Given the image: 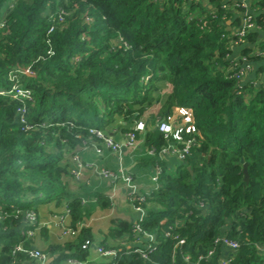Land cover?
<instances>
[{"label":"trees","instance_id":"16d2710c","mask_svg":"<svg viewBox=\"0 0 264 264\" xmlns=\"http://www.w3.org/2000/svg\"><path fill=\"white\" fill-rule=\"evenodd\" d=\"M235 2L0 0V264L30 261L27 251L36 247L26 232L45 216L76 231L43 249L48 258L58 254L49 264L86 260L82 246L93 236L81 224L86 211L74 193L73 157L100 140L90 128L108 133L119 118L126 134L146 116L137 138L154 154L140 162L160 166L159 187L128 195L145 211L140 232L136 223L114 219L109 233L131 239L145 232L154 241L144 254L102 241L116 254L100 264H220V236L239 242L232 264H264L257 248L264 245V79L238 83L241 61L230 57L232 44L263 48L264 41L250 30L234 43L227 21L233 10L243 12ZM252 8L264 31V0ZM160 82L169 86L165 95ZM16 84L31 90V100L8 93ZM177 105L191 107L198 134L185 160L172 166L159 157L167 139L156 124ZM21 212H33L35 226L18 229Z\"/></svg>","mask_w":264,"mask_h":264},{"label":"crops","instance_id":"0c3cea01","mask_svg":"<svg viewBox=\"0 0 264 264\" xmlns=\"http://www.w3.org/2000/svg\"><path fill=\"white\" fill-rule=\"evenodd\" d=\"M237 1V0H236ZM259 0H250L247 12L252 13L255 3ZM232 19L227 21L228 30H233L241 24L242 15L239 11H232ZM239 19V25L235 26L231 23ZM258 27L252 30L258 31L259 40L264 41V31L257 30ZM245 47L252 49L251 53L246 56L241 52ZM231 55L230 57L236 58L241 61L242 66H246V71L243 76V82H251L257 77L264 79V47H259L255 44L247 45L246 42L242 44H232L230 47ZM263 70V71H262ZM261 71V72H260ZM146 119V118H145ZM123 124L125 122L123 121ZM115 129V131H112ZM108 133H112L115 141L121 144L123 152V161L127 162L128 156L126 152H130V149L124 144V136L119 131L118 127H111ZM94 148H99L102 151L98 153ZM134 153V157L131 158L132 161L130 165L126 167L133 176L134 181L137 184L138 194L149 195L152 189L159 187L158 179L157 181L153 179L155 174V165H143L140 162L142 158H149L146 149L142 146L141 138H138L137 147L131 149ZM79 157L83 161L91 160L97 163L96 165L100 167L109 168L116 170L118 166L117 153L111 151L106 147L103 141H98L82 148L78 152ZM167 164L174 166L177 161L175 157L167 156L164 159ZM73 163V161H72ZM75 167V164H71V169ZM74 184V193H80L83 196V203H85L84 217L82 218V226L89 227L92 232L91 244L85 248L86 251V261L85 264H100L106 262V259L101 257L97 252V247L100 246L102 241H106L110 245L121 244L126 248H141L145 244L150 242L146 236L133 234V237L129 239L126 235L112 237L110 236L109 230L114 219H121L132 224H135L140 217V211L134 209L131 203L128 201V190L123 185L121 180L116 182L108 181L100 173L92 167H83L81 171V176L76 180ZM142 191V192H141ZM98 195H100L98 197ZM45 216V215H44ZM43 216V217H44ZM46 221L40 222V228H36L32 233L33 246L40 249H46L49 244H61L72 236H63L60 227L55 223L53 217L45 216ZM23 221V220H22ZM50 221L52 223H50ZM24 223L19 226L18 229L24 230ZM45 227V229H44ZM154 241V240H153ZM223 255L227 253V249L222 247ZM73 258H67L61 261L59 264H78L73 262ZM34 262V263H33ZM39 264L36 261H28L23 264Z\"/></svg>","mask_w":264,"mask_h":264},{"label":"built area","instance_id":"2783aa9c","mask_svg":"<svg viewBox=\"0 0 264 264\" xmlns=\"http://www.w3.org/2000/svg\"><path fill=\"white\" fill-rule=\"evenodd\" d=\"M250 0H237L234 3V7L237 9H243V12L241 13L242 19H241V25L237 28H233V30H230L229 32L232 35H235L237 37V40L234 43H243L244 37L248 31L255 29L257 26L254 23L253 15L252 13L247 12V9L249 7ZM62 18L60 17V20ZM230 35V34H229ZM238 64V62H236ZM241 64V63H240ZM239 65V64H238ZM24 73H29L28 69L23 70ZM246 71V66L240 67V70L237 73H234V76L237 80L238 83L243 82V76ZM4 94V92H0ZM12 94L13 97L18 98L19 100L23 101L25 99L31 100L32 94L31 90L27 87H23L21 84H16L12 87V89L8 92ZM21 113L24 112V108H21ZM192 109L190 106H182V105H177L173 108V111L170 115H168L166 118H163L161 121H159L156 126L161 131L164 136L167 139V145L163 147L159 151V157L161 159H164V157L167 158V156H172L176 158V161L178 163L183 162L186 158V155L189 153V147L194 141V135L197 132L196 126L194 125V120H193V115H192ZM21 121L25 122L24 116H21ZM145 129V121L142 119L134 121L132 128L129 132L125 134L124 138V144L129 145L130 147H137L138 144V138H137V132H142ZM90 133L96 135L98 138H100L101 141H103L106 146L108 147H114V149L121 147V144L115 141V139L112 136V133H105L102 130L96 129V128H90L89 129ZM112 131H115L113 129ZM96 151L99 150V148H95ZM148 155H153L154 151L153 149H150L146 151ZM75 164L79 163L78 157L74 155ZM121 156H118V161L119 163L121 162ZM77 167V166H76ZM78 168V167H77ZM119 171L118 172H111L107 169H104L100 172V174L104 178H112V182H116L117 180H122L125 183V187L128 190V195H133V194H138V188L137 184H135L131 176L126 173V171L123 169V166H119ZM125 171V172H124ZM161 172V168L159 165L155 167V174L153 179L157 181L159 174ZM71 173L74 175L75 178H77L80 173L76 172V170L73 168L71 170ZM78 179V178H77ZM146 197L145 196H140L139 201H144ZM200 207L203 206V203H199ZM134 209L137 211H140V217L136 221V231L140 232L141 229L139 225L137 224L138 221L142 219V217L145 214V211L143 208L140 206H134ZM19 210H16V216L19 214ZM23 216V220L29 225V226H35L36 224V216L34 215L33 212H21ZM4 216L2 215V212L0 211V222L4 219ZM55 223L60 227L61 233L63 236H75L76 231L70 227H66L61 221L63 218L55 217L53 219ZM36 228H30L27 230V236L30 237L34 230ZM143 236H146L150 242L148 244H145L141 248H136L134 249L135 252H139L140 254H144L143 248H149L151 243L154 240L153 235L149 233L143 232ZM168 235V233H166ZM177 238V237H176ZM178 243H183L184 240L182 238H178ZM215 243L220 244L221 247H224L227 249V253L224 256H221L220 259V264H232L233 260V252L236 251L239 247V242L231 239L227 236H220L219 238L216 239ZM91 243L89 241H86L84 245L82 246L83 248H86L90 245ZM257 248L259 249L260 252L264 254V245H257ZM16 250H23L22 245L16 246ZM97 252L99 255L103 258H111L115 256L116 250L114 248H104L102 246L97 247ZM214 251L210 250L205 256H200L201 258H207L211 255H213ZM27 255L32 261H36L39 264L43 263L44 261L47 260V255L37 249H32L30 251H27ZM186 260H188V255L184 256ZM73 262H77L78 264H84L85 260L80 261V260H73Z\"/></svg>","mask_w":264,"mask_h":264},{"label":"rangeland","instance_id":"374dc122","mask_svg":"<svg viewBox=\"0 0 264 264\" xmlns=\"http://www.w3.org/2000/svg\"><path fill=\"white\" fill-rule=\"evenodd\" d=\"M159 86V92L162 94V95H165L167 92H168V90H169V86L167 85V84H165V83H163V82H160V84H158ZM157 93H155V95H156ZM156 112V107L155 108H153L152 109V111L150 112V113H155ZM146 118H147V116H146ZM143 121H145V117H143V118H141ZM118 121H119V118L118 119H116V121H115V123H113V124H110V126L108 127V130H109V128H111V127H117V125L119 124L118 123ZM98 138V137H97ZM100 139V138H99ZM125 146H127L129 149H130V152L128 153V152H126L127 153V155L128 156H130V157H128V160H127V162H125V161H123V152L124 151H122V147H118V148H116V149H114V147H108V146H106L107 148H109L111 151H113V152H116L117 153V157L120 155L121 156V162L120 163H118V166H117V168H116V170H112V169H109V168H105V167H100V166H98V165H96L97 163H95L94 161H91V160H87L86 162L85 161H83V160H81L80 159V157H79V155H75V156H77L78 157V161H79V163H80V165L78 164V163H76L75 164V158H73V163L72 164H75V167H74V169L76 170V172H78V173H80V175L77 177L78 179L80 178V176H81V171H82V169H83V167L85 168L86 166L87 167H92V168H94L95 170H96V172H98V173H100L102 170H104V169H107V170H109V171H111V172H113V173H115V172H118L119 170V166L120 165H122L123 166V169L126 171V173L128 174V175H130L131 176V179H132V181L136 184V182L134 181V179H133V176H132V174H131V172L129 171V170H126V167H127V165L129 166L130 165V162L132 161V159L131 158H133L134 156V153H132L131 151V149H134L133 147H130L129 145H125ZM95 149V148H94ZM96 150V149H95ZM102 150L101 149H99L98 150V153H100ZM78 168H77V167ZM124 171V172H125ZM109 182L112 180V178H106ZM121 182L123 183V185L125 186V183L121 180ZM50 223H52L51 221H50ZM30 237H32V234L31 235H29ZM35 249H37V250H41V251H43V249H40V248H35ZM30 259V258H29ZM73 259H75V258H73ZM78 260V259H77ZM86 261V260H85ZM45 263V261L43 262V263H41V264H44ZM85 264V263H84Z\"/></svg>","mask_w":264,"mask_h":264},{"label":"water","instance_id":"95a60500","mask_svg":"<svg viewBox=\"0 0 264 264\" xmlns=\"http://www.w3.org/2000/svg\"><path fill=\"white\" fill-rule=\"evenodd\" d=\"M247 165L244 164L243 165V173H244V180L247 181L248 180V174H247V170H246ZM58 256V254H54L52 256H50L49 258H47V260L45 261L44 264H49L51 261H53L56 257ZM27 264V263H26Z\"/></svg>","mask_w":264,"mask_h":264}]
</instances>
